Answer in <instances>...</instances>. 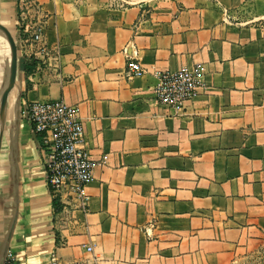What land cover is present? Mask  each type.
<instances>
[{"label":"crops","instance_id":"1","mask_svg":"<svg viewBox=\"0 0 264 264\" xmlns=\"http://www.w3.org/2000/svg\"><path fill=\"white\" fill-rule=\"evenodd\" d=\"M28 1L39 43L0 0V264H264V0ZM181 68L197 94L164 107L157 75ZM34 101L78 108L84 211H56Z\"/></svg>","mask_w":264,"mask_h":264},{"label":"built area","instance_id":"2","mask_svg":"<svg viewBox=\"0 0 264 264\" xmlns=\"http://www.w3.org/2000/svg\"><path fill=\"white\" fill-rule=\"evenodd\" d=\"M20 3L17 24L21 37L24 42L39 43L44 18L40 6L28 0ZM144 73L136 61L127 63L128 77H141ZM157 76L158 84L153 88L155 100L174 109L192 100L201 83L198 71L186 68ZM24 115L36 139L40 164L53 199L62 208L74 204L84 211V188L91 180L93 162L85 148L78 108L63 101H34L24 110ZM3 264H15V258L7 255Z\"/></svg>","mask_w":264,"mask_h":264},{"label":"trees","instance_id":"3","mask_svg":"<svg viewBox=\"0 0 264 264\" xmlns=\"http://www.w3.org/2000/svg\"><path fill=\"white\" fill-rule=\"evenodd\" d=\"M32 66L33 65H29V64H26L25 65V69L27 70V71H29V70H31V68H32ZM53 204H54V206H55V208H56V211H58L59 210V203L57 202V200L56 199H53Z\"/></svg>","mask_w":264,"mask_h":264},{"label":"water","instance_id":"4","mask_svg":"<svg viewBox=\"0 0 264 264\" xmlns=\"http://www.w3.org/2000/svg\"><path fill=\"white\" fill-rule=\"evenodd\" d=\"M33 137H34V135H33ZM34 139H35V137H34ZM4 257H5V256L2 257V264H3V261H4Z\"/></svg>","mask_w":264,"mask_h":264}]
</instances>
